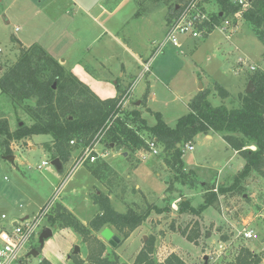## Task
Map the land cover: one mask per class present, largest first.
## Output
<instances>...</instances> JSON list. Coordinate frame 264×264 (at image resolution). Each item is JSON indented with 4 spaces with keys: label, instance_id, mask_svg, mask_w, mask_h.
Returning a JSON list of instances; mask_svg holds the SVG:
<instances>
[{
    "label": "rangeland",
    "instance_id": "1",
    "mask_svg": "<svg viewBox=\"0 0 264 264\" xmlns=\"http://www.w3.org/2000/svg\"><path fill=\"white\" fill-rule=\"evenodd\" d=\"M29 1L35 3V9L39 10L45 2L17 0L10 8L12 0H0V48L3 50L0 76L33 43L40 44L44 49V46H51L53 50L56 47L58 56L65 53L66 69L101 99L116 97L118 84L123 87V92L133 88L121 108L125 111L138 109L150 127L157 124L156 115H160L169 127H176L179 119L189 113L190 101L207 89L212 91L208 100L214 107L225 105L228 109L238 108L237 98L240 93L246 92L253 74L264 72V44L249 24L241 19L234 22L238 19L236 16L227 19L229 25L224 22L205 38L181 36L180 47L168 43L157 53L156 47L164 38L152 28L158 25L164 27L168 6L138 0L141 11L151 9L146 16L150 26L132 29L135 30L132 33L135 42L142 41L141 45H145L146 61L152 58L151 71L141 76L139 60L107 37L96 44L90 43L89 52L77 48L71 53L64 52L70 44V37L65 35L56 39L54 36L60 29L44 25L42 15L36 10H25ZM84 1L86 6L118 4L117 0ZM134 5L135 1L126 0L120 11L124 13L129 7L135 8ZM204 9L209 13L218 11L214 1L205 3ZM19 13L23 16L20 17ZM5 17H9V24L4 21ZM134 22L127 27L128 30ZM128 39L131 40L130 37ZM215 83L230 93L229 99L224 101L218 95ZM140 100V105L135 106L134 103ZM2 121L6 122L11 133L17 131L21 123H33L22 106L16 108L12 98L0 91ZM50 140L49 135H36L25 141H11L9 146L13 155L10 156L15 159L11 162L5 158V148L2 149L7 138L0 133V228L4 223L9 226L15 221L38 216L52 200L54 206L63 204L71 208L84 224L88 223L99 211L92 195L101 191L109 196L113 208L119 213H125L134 203L143 211L154 206L166 208L161 213L153 210L142 226L130 238L122 240L115 250L103 241L106 245L103 257L134 264L138 253L151 239L155 243V257L161 262L176 254L185 264H234L243 248L254 253L264 249V180L256 173L239 180L245 159L228 146L222 135L214 134L211 139L200 135L191 144L193 151L184 148V171L192 173L184 180L187 184H173L175 176L165 166V154L158 146V155H153L150 150H141L126 159L122 156L123 150L118 151L113 145L108 148L99 141L92 156L115 169L116 174L111 176L115 186L111 191L92 175L87 162L75 168L76 160L86 147L77 149L62 171L56 170L51 164L52 156L42 147V143ZM107 152L109 155L101 158ZM43 161L48 162L47 168H39ZM208 198H214V201L205 206ZM182 202L196 209L205 208L201 215L183 213ZM3 215L5 220H2ZM244 224L255 229L257 239L245 241L237 238L236 231ZM43 227L51 226L44 220L38 232ZM76 246L82 249L79 255H74ZM33 249L38 251V255L28 256ZM20 256L22 264H42L46 261L50 264H75V258L84 260V264H91L87 260L88 244L73 228L53 229V235L43 244L40 236L36 235Z\"/></svg>",
    "mask_w": 264,
    "mask_h": 264
},
{
    "label": "trees",
    "instance_id": "2",
    "mask_svg": "<svg viewBox=\"0 0 264 264\" xmlns=\"http://www.w3.org/2000/svg\"><path fill=\"white\" fill-rule=\"evenodd\" d=\"M189 1L149 2L168 6L170 25ZM210 1L216 2L219 11L210 13V22H204V26L209 29L208 35L215 30V26H220L228 18L239 14V19L249 24L256 37L264 44V0H250L247 9L232 0H201L200 5L204 6ZM201 10L206 12L203 8ZM250 81L255 90L251 94H239L238 108L228 109L225 105L214 107L208 100L211 90L207 89L190 101L189 113L179 119L176 127H169L160 115H156L157 124L150 127L138 109L125 111L119 107L120 100L127 92H123L120 85L117 86L118 95L115 98L101 99L48 51L34 44L23 50L18 60L0 76L1 93L10 96L16 108L22 106L33 121L31 125H19L14 133L9 131L5 121L0 122V133L7 138L2 149L5 148V156L13 155L9 146L11 141L19 142L36 135H49L51 140L42 143L43 149L52 156V160L59 159L62 164H67L77 149L93 146L98 141L108 148L113 145L116 150H123V153L128 154L127 158L141 150H149V142L154 141L165 154V166L175 176L173 184H187L184 180L192 173L184 171V148L193 144L200 135L218 134L245 159V167L239 173V180L252 173L264 180V72H256ZM214 89L224 101L230 98V93L220 84L215 83ZM72 141L74 145L71 144ZM86 164L99 182L105 184L110 191L114 188L111 176L116 172L107 162ZM214 198H208L205 206L213 203ZM92 199L99 211L87 224L60 203L53 207L47 217L51 227L73 228L81 236L88 244L87 260L91 264H125L120 263L117 258L103 257L106 245L97 237L102 229L112 227L125 240L142 226L153 210L160 213L166 211V208L155 206L143 211L134 203L125 213H119L113 208L107 194L96 191ZM205 206L196 209L189 203L182 202L181 212L201 215ZM154 252L155 243L151 239L138 253L134 264H185L176 254L162 262L158 261ZM74 261L75 264H84L82 259L75 258ZM263 261L264 249L260 253H254L243 248L234 264H261ZM42 264L50 263L46 261Z\"/></svg>",
    "mask_w": 264,
    "mask_h": 264
},
{
    "label": "crops",
    "instance_id": "3",
    "mask_svg": "<svg viewBox=\"0 0 264 264\" xmlns=\"http://www.w3.org/2000/svg\"><path fill=\"white\" fill-rule=\"evenodd\" d=\"M117 1H118L117 5H114V4L110 5V4H106V3H105V5H101L100 3H96L92 6H86V2L84 0H45L44 4L41 6L40 10L35 9V3L29 1L30 3L27 4V8H24V9L29 11V12L32 9L36 10L39 15L40 14L42 15V20H43L44 25L47 24L48 26H50L52 28L53 27L59 28L60 30H58V33L56 34V36H54L56 39H58L62 36H65V35L70 37V39H69L70 44L68 46H66V48L64 49V52L67 51L68 53H71L72 51L76 50V48H77V50L82 49L83 50L82 52H84V50L89 52L91 50L90 43L96 44V43L100 42L101 40H103L104 37H107L110 40V42L118 43L125 50L131 52L132 55L139 60L140 67H142L143 63H145L147 60L145 58V55H144V51L146 48H145V45H141L142 41L141 42H138V41L135 42V38L133 37L132 33L135 32V30L138 29L139 27H142V25L150 26V24L148 23L149 19L146 16H148L151 13V12H148V10H151V9L148 8V9H145V11H141L140 10V6H141L140 2H138V0H133V1H135V5H134L135 8L131 9L129 7L126 12L122 13L120 11V9L123 7L122 5L126 0H124L123 2H121V0L120 1L117 0ZM16 3H17V0L16 1L12 0V2L9 4V7L10 8L13 7V5ZM214 3L216 4V2H214ZM217 7H218V11H219V6L217 5ZM177 8H178V6H177ZM218 11H216V12H218ZM216 12H212V13H216ZM143 13H145V14H143ZM18 15L20 17L23 16L22 13H19ZM168 15H169V13H167V16L164 19V21H165L164 27H163V25H158L155 28H152L153 30H156L161 35H163L162 36L163 38L167 33L168 27L170 26V25H168ZM35 16L36 15H34L33 18H35ZM134 20H135V22L133 23L132 28L130 30H128L127 27ZM238 20H239V18H238ZM4 21H6L9 24L10 23L9 17H7V18L5 17ZM134 27H136L135 30H132ZM16 29H19V28L17 27ZM129 37L131 38V40L128 39ZM56 42H57V40H56ZM72 42H73V44H71ZM150 42L152 43L153 41H150ZM34 44H36V43H33L32 45H34ZM131 45L133 46V48ZM44 47H45L46 51H48L54 58L58 57L57 60L66 69L68 62L65 58V53L64 54L62 53L61 55L58 56V54H56V49H57L56 47H55V50H53V48L51 46H44ZM122 88L120 87V89H122ZM244 93L246 94V92H244ZM240 94H243V93H240ZM141 102H142V100L136 101L134 104H135V106H139ZM146 108H148V107H146ZM147 111H150L149 108ZM206 137L208 139L212 138V136H206ZM82 152H83V150H82ZM108 155H109V152H107V156ZM122 156H124L126 159H128L127 158L128 154H127V156H125V153H123ZM101 158H105V157H101ZM64 165L65 164L61 163V169H60L61 171L63 170ZM110 166L112 167V165H110ZM56 170H57V168H56ZM113 170L115 171L114 168H113ZM58 171H59V169H58ZM57 177H59V176H57ZM68 209L70 210L71 208H68ZM85 224H87V223H85ZM105 229L110 230L115 236L119 237V235H118V232L112 227H105L104 229H102L97 234V237L100 238V240L104 241L107 245H109L108 241L106 239H104V237L102 236V232ZM121 242H122V239H121ZM112 248H113V250H115L117 247H112ZM115 254H116V251H115ZM85 257H83V258H85Z\"/></svg>",
    "mask_w": 264,
    "mask_h": 264
},
{
    "label": "built area",
    "instance_id": "4",
    "mask_svg": "<svg viewBox=\"0 0 264 264\" xmlns=\"http://www.w3.org/2000/svg\"><path fill=\"white\" fill-rule=\"evenodd\" d=\"M232 2L242 5L243 9H247L249 7L250 0H232ZM200 3L201 0H190L180 9L178 15L168 27L164 40L159 43L158 47H156L157 53L161 51L168 43L180 47L182 42L179 37L181 36H191L196 39H201L205 38L206 35H208L209 29L207 26H204V22H210L211 14L208 11L202 12L201 9H204V6L202 4L200 5ZM236 17L239 18L240 15L237 14ZM224 22L229 25L228 20H225ZM220 26H215V29ZM2 53L3 50L0 48V59L2 57ZM151 59L143 63L141 76L151 71ZM251 70L254 71L255 67H251ZM131 90H133V88H130L122 97L119 103V107L122 106L129 98ZM97 143L84 149V151L76 161L75 168L83 165L86 162L96 161V157L92 156V153L96 152L94 147H96L95 145ZM71 144H74V142L72 141ZM187 148L190 151H193L194 149L193 145L191 144H189ZM149 150L153 153V155L159 154L157 144L154 141L149 142ZM105 156H107V154H103L101 157ZM143 158L144 160L146 159L145 157ZM47 167V161H43L39 166V168ZM54 204L55 202L54 200H52L46 206H44L38 216L32 219L25 218L21 221H15L9 226L6 223L2 225V227L0 228V264L23 263V259L20 256L21 252L30 245L31 241L36 235L40 236L41 232L46 228L43 227V230L41 232H38L41 222L44 220L47 221V217L51 213ZM5 219L6 217L3 215L2 220ZM236 236L238 239H243L245 241L258 238L255 229L249 224H244L240 230L236 231Z\"/></svg>",
    "mask_w": 264,
    "mask_h": 264
},
{
    "label": "water",
    "instance_id": "5",
    "mask_svg": "<svg viewBox=\"0 0 264 264\" xmlns=\"http://www.w3.org/2000/svg\"><path fill=\"white\" fill-rule=\"evenodd\" d=\"M179 8V7H178ZM202 88V87H201ZM255 90L254 86H253V83L250 81L248 87H247V90H246V94H251L253 93ZM139 104V103H138ZM22 125V123H21ZM178 147H180V145H178ZM125 156H127V153H125ZM7 160L11 161V162H14V157L13 156H6L5 157ZM51 164L56 167L57 169H61V163H60V160L59 159H54ZM28 219V217L26 218ZM53 229H58L57 226H54L53 228L51 227H46L42 232H41V235H40V242L43 244L44 241L51 237L53 235ZM102 236L104 237V239H106L109 243V245H111L112 247H117L120 243H121V239L118 237V236H115L110 230L108 229H105L103 232H102ZM145 241L147 240L146 238L144 239ZM81 252V249L80 247L76 246L75 247V250H74V255H79ZM37 256L38 255V251H36L35 249L32 250V252H30L28 254V256ZM207 261V258L205 259Z\"/></svg>",
    "mask_w": 264,
    "mask_h": 264
},
{
    "label": "clouds",
    "instance_id": "6",
    "mask_svg": "<svg viewBox=\"0 0 264 264\" xmlns=\"http://www.w3.org/2000/svg\"><path fill=\"white\" fill-rule=\"evenodd\" d=\"M51 228H53V227H51Z\"/></svg>",
    "mask_w": 264,
    "mask_h": 264
}]
</instances>
